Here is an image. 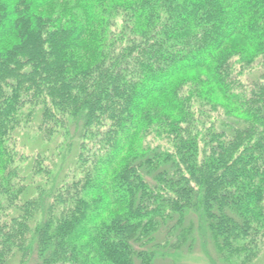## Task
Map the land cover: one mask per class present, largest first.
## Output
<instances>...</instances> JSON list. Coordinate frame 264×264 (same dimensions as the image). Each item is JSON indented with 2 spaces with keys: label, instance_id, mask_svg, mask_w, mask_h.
<instances>
[{
  "label": "trees",
  "instance_id": "trees-1",
  "mask_svg": "<svg viewBox=\"0 0 264 264\" xmlns=\"http://www.w3.org/2000/svg\"><path fill=\"white\" fill-rule=\"evenodd\" d=\"M197 251L264 264V0H0V264Z\"/></svg>",
  "mask_w": 264,
  "mask_h": 264
},
{
  "label": "rangeland",
  "instance_id": "rangeland-1",
  "mask_svg": "<svg viewBox=\"0 0 264 264\" xmlns=\"http://www.w3.org/2000/svg\"><path fill=\"white\" fill-rule=\"evenodd\" d=\"M196 253L197 254L193 253L192 255L188 256V259H183V261H180L179 264H207L205 259L200 255V252L197 251Z\"/></svg>",
  "mask_w": 264,
  "mask_h": 264
}]
</instances>
